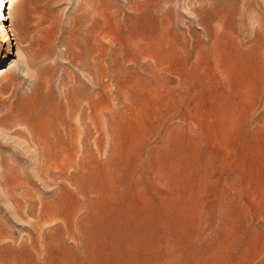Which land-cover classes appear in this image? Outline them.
Listing matches in <instances>:
<instances>
[{
    "label": "rangeland",
    "instance_id": "rangeland-1",
    "mask_svg": "<svg viewBox=\"0 0 264 264\" xmlns=\"http://www.w3.org/2000/svg\"><path fill=\"white\" fill-rule=\"evenodd\" d=\"M0 264H264V0L0 3Z\"/></svg>",
    "mask_w": 264,
    "mask_h": 264
},
{
    "label": "bare ground",
    "instance_id": "bare-ground-1",
    "mask_svg": "<svg viewBox=\"0 0 264 264\" xmlns=\"http://www.w3.org/2000/svg\"><path fill=\"white\" fill-rule=\"evenodd\" d=\"M4 0H0V3H3ZM6 39V38H5Z\"/></svg>",
    "mask_w": 264,
    "mask_h": 264
}]
</instances>
